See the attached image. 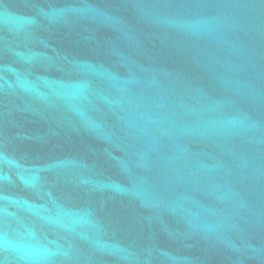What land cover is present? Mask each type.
<instances>
[{
    "label": "water",
    "instance_id": "1",
    "mask_svg": "<svg viewBox=\"0 0 264 264\" xmlns=\"http://www.w3.org/2000/svg\"><path fill=\"white\" fill-rule=\"evenodd\" d=\"M0 264H264V0H0Z\"/></svg>",
    "mask_w": 264,
    "mask_h": 264
}]
</instances>
